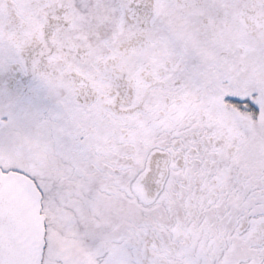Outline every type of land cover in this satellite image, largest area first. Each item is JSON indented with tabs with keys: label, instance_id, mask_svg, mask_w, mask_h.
<instances>
[{
	"label": "snow or ice",
	"instance_id": "1",
	"mask_svg": "<svg viewBox=\"0 0 264 264\" xmlns=\"http://www.w3.org/2000/svg\"><path fill=\"white\" fill-rule=\"evenodd\" d=\"M0 264H264V0H0Z\"/></svg>",
	"mask_w": 264,
	"mask_h": 264
}]
</instances>
